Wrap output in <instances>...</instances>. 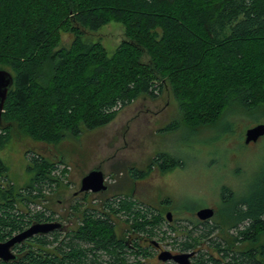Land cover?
<instances>
[{
  "label": "trees",
  "instance_id": "obj_1",
  "mask_svg": "<svg viewBox=\"0 0 264 264\" xmlns=\"http://www.w3.org/2000/svg\"><path fill=\"white\" fill-rule=\"evenodd\" d=\"M112 21L124 27V39L112 55L100 43L83 41L84 31ZM61 33L72 35L68 47H59ZM4 68L13 83L1 114L0 148L12 132L44 143L59 142L64 132L76 137L81 126L104 127L138 98L156 99L167 91L186 124L214 125L232 99L248 112L264 109V0H0ZM32 161L36 175L24 198L14 195L12 186L2 188L6 168L0 160V242L34 222L55 220L16 208L18 200L36 198L34 185L49 177L54 164ZM154 162L164 172L181 165L176 157ZM131 177L137 180L141 173ZM106 201L100 213L84 211L82 224L64 238L56 231L33 237L15 247V261L0 264H88L87 245L90 251H107L113 259L108 264H124L118 255L124 237L116 235L112 216L126 212L128 233L136 235L150 236L156 224L168 221L150 208L140 214L143 207L131 197ZM225 205L230 206L221 217L225 228L196 220L179 251L207 242L216 256L199 245L194 264H264V190ZM226 227L234 233L220 241L211 238Z\"/></svg>",
  "mask_w": 264,
  "mask_h": 264
},
{
  "label": "rangeland",
  "instance_id": "obj_2",
  "mask_svg": "<svg viewBox=\"0 0 264 264\" xmlns=\"http://www.w3.org/2000/svg\"><path fill=\"white\" fill-rule=\"evenodd\" d=\"M123 39L124 27L114 21L83 34V41L100 43L108 55ZM71 40L72 35L61 33L59 47H68ZM230 101L220 120L210 126L186 124L177 101L167 91L156 99L138 98L104 127L87 130L81 126L76 137L64 132L57 143H44L12 132L8 143L0 148V160L6 168L2 188L12 186L14 195L19 193L25 198L36 175L32 159L44 158L54 163L49 177L34 185L37 190L31 196L36 198H28L30 202L25 203V199L18 200V211L42 213L67 225L70 217L75 223L82 221L84 211L100 213V205L106 199L108 204H117L125 196L131 197L143 207L140 214L145 208L152 209L154 216L160 212L165 218L170 213V221L155 225L153 239L178 254L188 241L191 226L196 225L193 222L198 220V210L213 209L208 226L224 227L221 217H226L230 208L225 204L250 200L264 190V137L244 144L245 131L264 124V109L248 112L234 99ZM160 156L176 157L181 165L164 172L154 162ZM95 168L103 172L108 192L104 197H83L79 194L80 181ZM132 172L141 173V178L134 180ZM111 218L116 235L125 239L131 226L126 212ZM199 230L196 227L194 234H199ZM228 233L234 230L219 228L211 238L220 241ZM260 244H264V237ZM199 245L202 252L216 256L207 242L196 245V250ZM148 253L152 264H159L155 251L149 249Z\"/></svg>",
  "mask_w": 264,
  "mask_h": 264
},
{
  "label": "water",
  "instance_id": "obj_3",
  "mask_svg": "<svg viewBox=\"0 0 264 264\" xmlns=\"http://www.w3.org/2000/svg\"><path fill=\"white\" fill-rule=\"evenodd\" d=\"M13 83V78L10 72L6 70H0V119L3 111L4 102ZM264 137V124L255 125L245 131L244 134V144L255 143L260 138ZM107 190L105 184V177L103 172L98 169H92L80 181V193L91 192L93 194L103 193ZM214 215V210L211 208L200 209L196 212L195 217L199 221H207L211 219ZM166 218L168 221L171 220L170 213H166ZM63 226L58 222H48V223H32L25 230L13 235L6 241L0 242V261L3 263H9L15 261L17 256L13 249L15 246H20L26 240L32 239L35 236L47 235L55 230L62 229ZM155 246L157 244L154 243ZM193 253H182L172 255L168 252H161L158 255V260L173 261L177 264H190L189 258Z\"/></svg>",
  "mask_w": 264,
  "mask_h": 264
},
{
  "label": "flooded vegetation",
  "instance_id": "obj_4",
  "mask_svg": "<svg viewBox=\"0 0 264 264\" xmlns=\"http://www.w3.org/2000/svg\"><path fill=\"white\" fill-rule=\"evenodd\" d=\"M107 192L108 191L106 190L103 193H107ZM84 193H88L91 195L93 194L91 192H84ZM84 193L79 192V194H84ZM99 194H102V193H99ZM93 195H95V194H93ZM133 201L137 202L134 199H133ZM137 203H139V202H137ZM70 218H68L69 224L67 223V225L62 224L58 221H53V222H58L63 226L62 229L55 230L56 232H59L62 234V235H60L61 238H64L65 234L67 232L75 229L76 226H79L82 224V221H80L79 223H75V221H73V220L70 221ZM72 219L77 220V218L75 216H73ZM111 220H112V218H111ZM200 222L203 223L206 221H200ZM74 224H76V225L74 226ZM53 232H51V233H53ZM154 232H155V229L152 230V235H150V236L147 233L146 234L138 233L136 235V234H133V232H132L124 239L125 248L123 249L122 252L118 251V253L120 252L118 254L119 257L121 259H124V264H152V261H150V258L148 257V256H150L148 253L149 249H153L155 251L157 263H159V264H177L173 261L162 262V261L158 260V255L161 252H168L172 255H175V253H173L171 250H168V248H165V247L161 246L159 243H157L153 239L154 235H155ZM51 233H49V234H51ZM49 234H47V235H49ZM47 235H42V236H47ZM139 236H141L142 238L139 239ZM29 240H31V239H29ZM154 243L157 244V246H155ZM85 247L87 250L88 264H108V263L112 262L113 259L110 257V255L107 253V251L102 250V249H93V251H90V248L92 247L91 245H87ZM141 248H143V252L140 250ZM13 251L16 254L15 248L13 249ZM182 253H193V255L189 258V261H190V264H194L193 259L197 256L198 250L195 249V250H187V251L179 252V254H182ZM0 263H3V262L0 261Z\"/></svg>",
  "mask_w": 264,
  "mask_h": 264
}]
</instances>
